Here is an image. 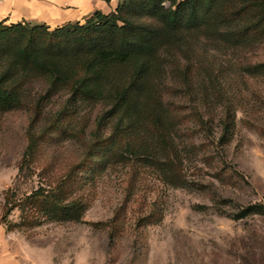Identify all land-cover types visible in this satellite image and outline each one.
Listing matches in <instances>:
<instances>
[{"label":"rangeland","instance_id":"obj_1","mask_svg":"<svg viewBox=\"0 0 264 264\" xmlns=\"http://www.w3.org/2000/svg\"><path fill=\"white\" fill-rule=\"evenodd\" d=\"M192 50L195 68L188 76L202 82L188 88L184 60L175 54L165 91L180 112L176 141L183 159L172 174L183 184L167 183L140 164L131 175L127 166L97 170V159H86L80 169L88 202L82 220L41 219L7 228L6 220L20 221L18 209L4 218L2 208L16 182L30 115L0 113V228L48 248L54 264H264V213L235 218L248 204L264 205V67L245 69L264 63V38L237 42L216 34ZM227 108L233 127L222 143ZM95 113L44 114L55 124L42 143L43 159L61 171L80 161ZM34 179L19 181L20 193L37 185Z\"/></svg>","mask_w":264,"mask_h":264},{"label":"trees","instance_id":"obj_2","mask_svg":"<svg viewBox=\"0 0 264 264\" xmlns=\"http://www.w3.org/2000/svg\"><path fill=\"white\" fill-rule=\"evenodd\" d=\"M214 30L226 40L263 39L264 0H118L110 12L95 10L55 27L0 20V113L30 115L16 182L2 208L4 218L18 209L20 221L6 220L7 228L31 227L41 219L82 220L88 202L80 169L86 159H97V170L127 166L131 175L140 164L167 183L183 184L172 174L183 157L176 141L180 112L165 100L168 63L180 56L188 88L199 86L202 81L188 76L195 68L192 49L213 41ZM95 109L80 161L61 171L43 159L42 143L55 124L44 114ZM222 121L220 140L226 143L233 127L229 108ZM35 177L37 185L20 193L17 183ZM249 213H264V205L248 204L235 218Z\"/></svg>","mask_w":264,"mask_h":264},{"label":"crops","instance_id":"obj_3","mask_svg":"<svg viewBox=\"0 0 264 264\" xmlns=\"http://www.w3.org/2000/svg\"><path fill=\"white\" fill-rule=\"evenodd\" d=\"M118 0H1L0 20L26 21L50 27L82 21L95 10L112 11ZM0 264H54L46 247L32 245L21 236L0 228Z\"/></svg>","mask_w":264,"mask_h":264},{"label":"built area","instance_id":"obj_4","mask_svg":"<svg viewBox=\"0 0 264 264\" xmlns=\"http://www.w3.org/2000/svg\"><path fill=\"white\" fill-rule=\"evenodd\" d=\"M1 1V0H0Z\"/></svg>","mask_w":264,"mask_h":264}]
</instances>
